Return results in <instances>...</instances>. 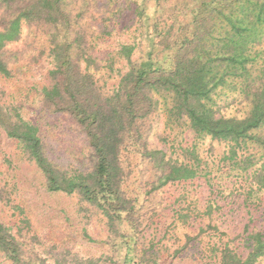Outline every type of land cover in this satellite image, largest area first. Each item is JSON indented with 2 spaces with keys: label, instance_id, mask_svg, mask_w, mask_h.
I'll return each mask as SVG.
<instances>
[{
  "label": "trees",
  "instance_id": "1",
  "mask_svg": "<svg viewBox=\"0 0 264 264\" xmlns=\"http://www.w3.org/2000/svg\"><path fill=\"white\" fill-rule=\"evenodd\" d=\"M139 1L145 6L146 0H0V77H13L11 60L18 56L4 49L25 29L34 50L26 64H52L38 96V123L25 121L21 103L10 99L0 102V130L34 165L47 192L77 195L101 214L125 245L120 264H157L162 250H170L164 241L176 238L179 227L197 230L186 235L188 244L211 240L202 251L207 264H259L264 215L255 229L247 212L239 241L245 254L219 235L212 215L239 198L248 210L264 190V0H152L146 59L133 60L136 44L99 59L97 42L127 10L140 21L147 17ZM230 103L242 112L225 116ZM49 115L76 132L80 161L51 154L43 127L58 124ZM157 128V144L150 145ZM205 142L219 147L216 156L212 147L204 151ZM202 180L207 206L200 215L198 199L187 196ZM175 184L182 186L173 226L156 243L157 230L149 231L155 211L147 217L145 209L156 192ZM140 240L149 245L138 252ZM0 253L12 264H29L20 232L2 224Z\"/></svg>",
  "mask_w": 264,
  "mask_h": 264
},
{
  "label": "rangeland",
  "instance_id": "2",
  "mask_svg": "<svg viewBox=\"0 0 264 264\" xmlns=\"http://www.w3.org/2000/svg\"><path fill=\"white\" fill-rule=\"evenodd\" d=\"M139 3L144 6V2L139 1ZM144 8L147 17L142 21L134 17L132 10H127L111 35L97 42L95 55L99 59L107 58L123 44L137 45L133 54L134 61L140 63L146 59L152 47L148 17H151L154 11L153 1L146 0ZM26 33L25 29L19 40L4 49V55L11 52L18 58L16 61L11 60L16 62L13 77L10 79L0 77V102L14 99L21 103V117L29 123L37 124L40 109L38 96L41 89L49 83V70L52 64L49 59H40L31 65L26 64L29 63V57L34 54L33 45L30 39L26 38ZM240 107L242 106L239 103L227 105L222 109V113L225 116L239 115L242 112ZM49 118L58 124L56 128L43 127L51 154L54 157L80 161L81 149L78 148L79 140L76 132L73 129L67 130L68 121L63 119L57 121L56 117L50 115ZM43 129L41 128L42 132ZM159 131L160 129L157 128L151 133L150 145L157 144ZM191 138L192 134H189L187 141H191ZM204 147L206 152L212 147L215 156L220 150L216 144L210 142H205ZM147 175L150 176V173ZM203 182L205 181L202 180L193 188H188L190 194L188 193L187 196L189 201L198 199L197 210L200 215L207 206L203 203V193L207 195ZM132 183H129L130 188ZM181 186L175 184L156 192V197L152 198V202L145 209L147 217L155 211L152 216L153 227L149 231L157 230L156 243L165 231L173 226L171 223L173 211L178 207L175 200L179 197ZM255 197L259 201L253 204L250 200L248 210L244 209L243 198H239L238 201L235 199L233 206H229L231 208L224 206L219 213L212 215L213 224L221 231L219 235H223L224 240L227 238L230 245L238 249L236 250L238 253H246L243 251V246L242 249L239 248V241L244 224L249 223L247 212L253 213V222L250 223L252 228L259 229L263 222L264 190L255 193ZM181 205L184 207L186 204ZM203 217L205 219L199 220L202 224L206 223L207 219ZM0 224L10 227L14 233L20 232L23 258L29 264H88L89 261L98 264H120L125 256V245L107 230L101 214L82 202L77 195L67 196L47 192L34 165L22 158L17 151L15 141L7 138L1 130ZM196 234L195 228L179 227L175 230L176 238L164 241L170 250H162L157 264H207V254H202V251L208 245L205 247V244L211 240L199 238V241H192L189 244L186 242V235L193 237ZM143 245L149 244H144L140 240L136 246L138 252L143 249ZM0 264L12 263L0 253ZM259 264H264V259Z\"/></svg>",
  "mask_w": 264,
  "mask_h": 264
}]
</instances>
